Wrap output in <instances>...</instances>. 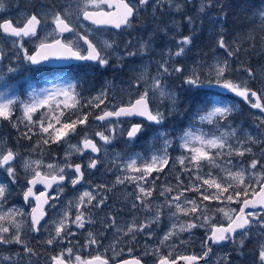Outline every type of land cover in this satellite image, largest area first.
<instances>
[{
	"label": "rangeland",
	"instance_id": "obj_1",
	"mask_svg": "<svg viewBox=\"0 0 264 264\" xmlns=\"http://www.w3.org/2000/svg\"><path fill=\"white\" fill-rule=\"evenodd\" d=\"M48 1L50 0H3L5 9L0 12V21L10 19L15 23L23 24L26 17L34 12L41 17L42 23L36 37H30L27 40L18 39L16 44L12 42L13 39L0 35V49L3 55L0 62V101L13 99L15 102L11 105V112L15 104L20 103L19 94L15 90L19 81L9 80L7 77L13 73L19 74L31 69L29 62L24 58L25 52L31 55L42 41L48 43L61 38L63 43L74 42L83 55L86 53L85 45L74 33L60 34L56 31V25L52 21L56 12L66 15L67 22L74 26V31L89 37L99 49H103L105 40L111 42L113 47L103 49L102 54L108 58V64L103 66L101 76L98 73L99 78H97L100 81L85 86L84 80L79 77L82 82L79 86L81 83L79 84L72 77L68 79L69 77L65 76L58 84H47L40 89L31 88L30 96L40 100L48 95L43 91L44 89L67 88L70 81L75 85L74 91L78 101L75 107H66V104L71 105L73 101L59 94L54 95L47 104L39 107L36 112L43 110V107L51 110L45 118L47 120L42 121L45 127L49 123L53 127L49 128L48 133H44L38 123L33 143L28 144L27 141L20 143L19 136L7 129L11 126L4 127L3 119H0V149L4 153L11 150L18 158L17 164L13 165L16 170V183H11L7 173L0 168V183L8 185L5 199L0 200V217H3L0 219V226L8 228V232L0 233V235L10 237L18 234L23 242L22 244L14 242L0 244V264H52V256L61 252L64 253V259L71 264H78L75 260L77 255L84 261L98 255L111 261L138 257L146 264H157L161 257L177 260L178 257L188 255L202 256L206 251L205 242L212 227L229 223L224 212L235 210L231 212L234 218L243 200L255 195L264 182V166H262L264 165V142H259L260 139H264V124H261L264 114L259 109L252 108L250 103L241 97L217 86L215 73L211 72V66L227 60L228 70L225 73L227 79L236 83L247 80V86L257 91L258 95L264 93V21L259 16V10L264 8V0H212L211 6H207L208 0L190 2L173 0L172 6L166 2L154 0L150 5L151 8L145 11V15L137 13L136 20L132 22L131 27L125 29L124 33L110 32L82 21L83 11L93 6V2L89 0H60L58 3L53 0L55 9L49 7ZM202 2L206 5L204 12L199 11ZM176 4L180 5L179 11L175 8ZM219 4H223V10L218 6ZM188 17L192 18V23L188 22ZM185 36H191L192 42L186 46L184 55L169 57V51L174 53L179 47L178 41ZM221 36L230 48H239L236 55L229 57L224 49L218 47L217 41ZM147 40L151 42L150 47L141 53L140 44ZM129 52L136 54L130 56ZM165 61L170 68L179 66L184 71L172 72L162 77L168 90L177 96L178 102L175 108L169 100L160 98L158 94L153 96L149 92L152 110L158 109L165 113L163 125L159 128L148 126L136 139L129 140L128 120H117L102 125L94 122V117L90 115H99L103 110H113L133 103L149 87L152 78L159 71L160 64ZM10 68L14 71L9 72ZM194 69L204 81V86L189 91L183 84V78L191 74ZM245 69H251L255 78H249ZM209 80H212L211 85L208 84ZM102 91L107 93L103 98L104 102L99 107H95L93 98ZM209 97L220 100L222 104L235 105L233 113L219 125L200 122L198 119L197 109L200 107L198 102ZM22 112L24 113V107ZM36 112L32 114V119ZM67 112L77 115L78 118L87 114V122L78 123L75 131H69L62 139L54 142L55 132L61 128L63 124L61 119L64 115L67 116ZM11 119L10 116L6 122ZM22 119V123L27 121L25 118ZM57 119L61 123L58 124ZM112 129H115L114 133ZM229 129L236 130V136L229 137V143L239 148L241 144L238 141H241L243 148L252 149L251 153L245 152L243 156L235 154L229 156L228 149L225 148L224 154L216 157L215 153L218 150L208 149L209 155L215 158L219 166H213L208 160H201L199 170L187 159L192 154L181 146V137L185 131L191 130L196 135L203 132L211 136L219 135L220 132ZM97 132L114 135V138L110 144L105 145L96 135ZM158 132H164L170 141V146L167 148L168 163L161 171H153L146 180L139 179L142 173L130 171L126 165L130 159H136L137 166L142 167L146 163H151L154 155H165L164 139L158 136ZM50 135L52 139H49ZM85 136L97 140L102 149L100 164L96 170L87 167L89 159L93 157L81 148ZM248 137H252V140ZM45 140H48V143H45ZM50 146H54L57 152L51 153ZM196 146L199 147V144ZM76 148H80L82 154L76 151ZM181 157L185 158L188 171L179 163ZM253 159L260 161L256 169L249 167ZM25 161H38L39 166L32 163L31 168L25 170ZM81 161L84 162L87 175L81 187L70 192L54 193L52 204L48 209L47 221L40 227L39 232L32 231L30 216L34 203H25L23 198L28 188L27 182L33 175L31 169L34 168L44 175H53L57 174L60 167L68 163L74 165ZM49 164L53 167L49 168ZM224 169H231L232 172L246 170L244 184L240 185L230 180ZM65 173L69 177L75 175L73 170L67 167H65ZM209 173L217 182L233 184V187L219 199L203 200L200 195V192L205 194L217 192L214 187L208 188L202 180H197V176L209 178ZM118 177L123 180L122 183H117ZM249 184L251 187L248 188L247 196L241 195L237 198L234 195L237 191L243 193L244 188ZM138 185L151 190L152 195L144 197ZM194 186H199L200 192L188 190ZM168 188L173 190L168 192L166 191ZM85 190L92 192L96 199L79 209L85 214L86 219H92V223H85L83 228H79L73 223L78 212L75 205L78 197ZM180 191H184L180 201L184 208L192 207L191 204L183 203L185 197L200 204L201 207L196 213L190 212L184 215L176 211V202L169 205L168 201H171L172 197ZM41 192L42 190H38V193ZM162 192L164 195H161ZM230 194L233 195V201L225 199ZM53 197L57 198L53 199ZM101 199L104 203L100 207H95ZM145 205L149 208L146 209ZM157 211L160 214L159 222L151 223V218ZM257 212L264 214L262 211ZM65 214L68 219L65 221L67 227L62 233L63 240L57 238L53 245H48L45 241L50 235L54 236L55 227L58 221L64 219ZM205 216L208 217L207 220ZM113 219L115 225L109 226L112 225ZM146 223H150V227L145 228L144 232L124 234L129 226ZM189 223H194L197 227L186 231L180 230L181 226L186 227ZM17 225H20L19 231ZM173 225H175L176 234L161 243L165 233L172 230ZM118 228L122 231H117ZM89 232L93 234L97 243L89 242ZM238 240L239 236L237 243ZM261 244H264V233L252 228L251 235L245 238L242 249L238 250L237 245L230 242L223 248L216 249L210 257L211 260L205 264H223L221 259L223 257H227L229 264H260L258 253ZM25 245L36 254L26 252ZM69 248L72 249L70 256L67 253ZM4 257H10V259L5 260Z\"/></svg>",
	"mask_w": 264,
	"mask_h": 264
},
{
	"label": "snow or ice",
	"instance_id": "obj_2",
	"mask_svg": "<svg viewBox=\"0 0 264 264\" xmlns=\"http://www.w3.org/2000/svg\"><path fill=\"white\" fill-rule=\"evenodd\" d=\"M89 2H94V0H89ZM158 2H166L170 6L173 5V0H158ZM190 2V0H188ZM212 0H208L207 6H211ZM139 6H147L149 5V0H138ZM98 6V5H96ZM219 7L223 10V4H219ZM205 3H201L200 12L205 11ZM175 8L177 11L180 10V5L176 4ZM5 5L3 0H0V12L4 11ZM138 13V6L133 0H120L119 4L117 5V15L114 17L113 14L110 13H101V12H90L87 10L83 11V18L84 20H90L93 24H113L116 28H120L121 25L126 27H131V18ZM259 16L262 21H264V8L259 10ZM188 22L192 23V18L188 17ZM53 23L56 25V31L60 34L65 32L74 33L78 40H83L84 44L87 45V55H83L79 46L74 42H67L62 43L61 40L56 39L53 43H46L41 42L38 46V50L34 55H29L25 52V59L30 62L32 65H40L44 61H48L50 59L62 60V61H93L98 63L101 67L106 66L108 64V58L102 54L103 49H111L113 47L112 43L108 40L103 41V49H98L97 46L91 42L86 35H80L79 32L74 31V26H70V23L67 22V16L62 15L60 12H56L52 17ZM41 24V17L37 14H32L27 16L25 22L21 25L19 23L13 24L11 20H2L0 21V35L5 37L23 39L24 37H36L37 36V28ZM14 44L17 43V40L12 41ZM192 42L191 36H185L178 41L179 47L177 50L172 53L169 51V57L171 56H182L185 53L186 46L190 45ZM150 40L142 41L140 44V52L143 53L147 51L150 47ZM218 47L224 49L225 52L229 57L236 55L239 52V48L232 49L229 45L225 42L223 36H221L217 41ZM22 47V44L20 45ZM135 52H129L128 55L132 56L135 55ZM3 56L0 55V59ZM228 70V61L224 60L223 62H217L215 65L211 66V72L215 73V84L222 89H225L229 92L234 93L236 96L241 97L246 102L250 103L252 108L259 109L261 112H264V103H262V99H264V93L258 95L257 91L252 90L247 86V80L236 83L232 80H229L225 77V73ZM14 71V69H9V72ZM184 69L179 66L169 67L167 61L163 62L159 66V71L155 77L152 78L151 83L148 88L139 96L138 99L135 100L134 103H130L128 106H122L118 108H114L112 111L103 110L102 114L97 115L95 118L99 121H105L111 117H129V116H141L144 117L151 123L160 125L165 120V113L159 111L158 109L153 111L149 108V92L152 93L153 96L157 94L162 99H167L171 102L172 107L175 108L178 100L177 96L174 92H170L167 86L163 83L162 77L163 75H170L172 72L175 73H182ZM248 73V77L254 79L255 74L252 72L251 69H245ZM183 84L187 86L188 90L191 91L192 89H199L204 86V81L201 80L200 75L194 69L191 74L185 76L183 78ZM208 84H212V80L208 81ZM75 85L72 84L70 81L68 82L67 88H54V89H44L45 93H48L44 97V99L37 100L36 97H33V102L24 105V118L28 121L29 124H35L36 122L32 119V114L36 112L39 107L44 106L47 104L49 100L53 98L54 95L63 94L67 99H71L73 103L71 105L66 104V107H75L76 103V93L74 91ZM71 92V95H70ZM107 95L106 92L102 91L99 95L93 98L94 106L99 107L100 104L104 102V99ZM90 101V103H93ZM15 101L13 99H7L0 101V119L9 120L12 112H11V105ZM200 107L197 109V116L200 122H207L209 124L215 123L217 125L220 124L221 121L227 120L228 117L233 113L235 109V105H226L222 104V102L215 98H205L202 101L198 102ZM88 115L85 114L81 118L77 120L64 122L61 125L60 129H57L55 132V141L62 139L64 136L68 134L69 131H75V126L79 124H85L87 122ZM57 123H61L59 119H57ZM41 130L44 133H48L49 128H52L53 125L49 123L47 127H45L43 121L39 122ZM261 124H264V119H261ZM31 131V129H29ZM113 133L115 129H112ZM142 131V125L134 124L130 130L127 131V137L129 140L134 139L138 133ZM97 136H99L100 140L104 142L105 145L110 144L114 135H105L103 132H97ZM158 136L164 139V148L163 151L165 155L163 156H153L151 163H146L142 167L137 166L136 159H130V162L126 165L127 169L134 172H140L142 175L139 179L146 180L147 176L150 175L153 171H161L165 165L168 163L167 158V148L170 146V141L167 139V136L164 132H158ZM236 130L229 129L220 132L219 135H211L208 136L206 133L201 132L199 135L194 134L191 130L185 131L184 135L181 137L182 139V147H184L187 151H189L192 155L188 157L189 161L195 164L196 168L199 170L200 168V161L201 160H208L210 164L213 166H219L216 164V160L214 157L209 155L208 149H217L218 151L215 153L216 157L221 156L223 150L225 148L228 149L227 154L229 156L235 154L238 156H243L245 152L251 153V148H243V142L238 141L241 144V147L237 148L234 147L231 143H229V137H235ZM30 138V137H29ZM49 139H52V136H49ZM249 140H252V137H248ZM48 143V140L44 141ZM257 142V141H253ZM259 142H264V139H260ZM199 144V147L196 145ZM75 147V146H73ZM83 149L87 150L90 149L92 153L99 154L101 152V147H99L96 143H94L91 139L85 136L83 140ZM78 152L82 150L80 148L75 149ZM16 158V153L11 150H8L6 153H0V168H3L4 171L7 173V177L11 181V183H16V170L12 164V161ZM32 163L37 164L39 166L38 161L28 162L25 161L24 167L25 170L31 168ZM100 163L98 158H90L87 167L89 169H96L97 165ZM179 163L185 166V170L188 171L189 169L185 165V158H179ZM231 163V161H229ZM260 161L253 159L249 165L251 169H256L257 165ZM264 166V165H262ZM49 168H52L53 165L49 164ZM65 167L70 168L75 173L72 177H66ZM33 172L32 177L28 180V184L31 186H35L37 183H43L45 187H51L52 183H61L66 178L70 179L71 185L75 187L76 185L80 184L84 180V172L82 171L81 164H71L68 163L64 167H60L58 169L57 174L51 175L50 177L44 176L41 174L40 171L36 169H31ZM227 176L230 180L235 181L237 184L243 185L245 179V171L240 170L237 172H232L231 169H224ZM209 178H202L197 176V180H202L204 185H207L208 188H215L217 190L216 194H205L204 192H200L199 186L190 187L188 190L200 192L203 200H211V199H219L224 193L228 192L229 188L233 187L232 183L224 184L222 182H217L215 179L211 178V173L208 174ZM127 179H137L136 177H126ZM179 180V177H177ZM123 180L119 177L117 178V183H122ZM140 193L143 194L144 197H150L152 195L151 190H147L142 186H139ZM251 185L249 184L247 187L244 188L243 193L237 191L234 195L238 198L241 195L247 196L248 195V188ZM173 189L168 188L166 191L171 192ZM8 191V185L5 183H0V200L5 199L6 193ZM58 191H63V189H58ZM45 194L42 192L40 195H35L33 192V187H28L27 190L24 192V200L25 202L29 201V197H34L37 205L36 207L32 208L31 212V230L35 232H39L40 230V221L44 217V211L41 207L42 204L47 203V197L44 200H41V197ZM161 195H164L162 192ZM184 196V191H180L177 195L172 197L171 201H168L169 205L173 202H176L175 207L177 212H181L184 215H188L191 213H196L198 209H200V204H198L195 200H190L187 197L184 198L183 203L191 204L192 207L184 208L180 203L181 197ZM57 197H53L55 199ZM96 197L93 195L92 192L85 190L79 197L78 202L76 203V207L78 209L77 215L73 223L76 224L77 227L83 228L85 223H92L91 218L85 217V214L79 209L86 204H91ZM137 199H141V197H137ZM228 201H233V195H227L225 197ZM143 203V200L141 201ZM104 203V200L101 199L95 205V207H100ZM135 207V205H133ZM145 208L148 209L149 206L145 205ZM256 209L262 208L264 209V185L261 186L260 191L258 194H255L253 199H244L243 200V207L239 209V213L233 216L231 212L235 210H231L230 212H224V215L228 218L229 224L227 227H216L213 226L211 230V234L208 236V240L211 241L212 244H220L221 242H232L233 244L237 245L238 250L242 249L244 246L245 238L251 235V229L256 228L259 232L264 233V214L260 212H245V209ZM218 211H224L223 209H217ZM23 215V213H18ZM203 215V212L201 213ZM3 217H0L2 219ZM205 220L208 219L207 216L204 217ZM68 219L67 214H65L64 219L58 221L57 226L55 227V234L51 236L45 241L48 245H53L56 242L57 238L61 241L63 240L62 233H64L65 228L67 227L65 221ZM160 214L157 211L156 215L151 218V223L159 222ZM115 220L113 219L112 225L114 226ZM20 225H17V230L19 231ZM150 227V223H146L143 225H132L129 226L127 231L124 233L128 235L129 233L134 232H144L145 228ZM197 227L194 223H189L186 227L181 226V231H186L191 228ZM117 231H122V229H117ZM8 228L0 226V233H7ZM239 232V240L237 243L236 233ZM74 234V233H70ZM175 233V225L172 226V230H169L165 233L163 240L161 243L169 240ZM147 235H151V233H147ZM90 243H97L96 239L93 238V234L89 232ZM134 239V237H133ZM16 243L22 244V240L18 234H14L10 237H5L0 235V244H8V243ZM206 243V251L202 254V256H184L181 259L186 261V264H197L198 260L205 259L208 254L212 251L211 246L207 245ZM25 251L35 255L36 253L26 245ZM67 253L70 256L72 254V249H67ZM242 254V253H241ZM259 260L260 264H264V244H261L259 250ZM3 259L8 260L10 257H4ZM53 264H70V262L64 259V253L61 252L58 255L52 256ZM223 264H229L227 257L221 258ZM75 260L78 264H108L106 259H102L100 256H96L92 260L84 261L81 259L79 255L75 257ZM123 264H141L139 259L133 260H126ZM158 264H176L175 260L169 259V257H161L158 261Z\"/></svg>",
	"mask_w": 264,
	"mask_h": 264
},
{
	"label": "flooded vegetation",
	"instance_id": "obj_3",
	"mask_svg": "<svg viewBox=\"0 0 264 264\" xmlns=\"http://www.w3.org/2000/svg\"><path fill=\"white\" fill-rule=\"evenodd\" d=\"M59 1L60 0H55L56 3H58ZM111 1H113V0H94L93 6L90 7L89 10H93V11L103 10L106 13L116 11L117 10L116 8H113V9L109 8L108 2L110 3ZM126 1L128 2V0H126ZM152 1H154V0H152ZM152 1H149V5H147V6H139L138 0H133V2L136 3L138 6V14L141 13L142 15H145L146 14L145 11L151 8L150 5L152 4ZM48 4H49V7L55 9V3L53 0L48 1ZM96 5H98V6H96ZM32 14H35V13L32 12L30 15H32ZM138 14H136L134 17H132L131 24H132V22H134L136 20L135 18ZM11 21L13 22V24H17V22L15 23L13 20H11ZM19 24H21V23H19ZM101 28H104V27H101ZM104 29H106L110 32H117L118 33V31H114L111 28H109V29L104 28ZM125 29L121 30L120 32L124 33ZM87 66H88L87 68H89L92 72L95 73L91 76V79L97 80L96 79L97 75H98L97 69L100 68V65L99 64L94 65V64L88 63ZM77 72H79V68L76 66L65 67L64 69H62V68H53L52 69V68L46 67V68H41V70L31 69L30 71H27V72H22L19 74L13 73V74L8 75L7 78L9 80L15 81V80H19L22 78L23 79L25 78V79L22 81H19L17 88L15 89L17 94H19L20 103L15 104L13 111H12V114H11L12 119L10 121H7V122H6V120H3V124H5L4 127L14 126V125L21 123V120H23L22 118H24V113L22 112L24 105L31 103V101L33 100V98L29 94V91L31 90V88H35V87L41 88L42 85H47V84H52V85L58 84L59 82H61V79L63 77H65V76L70 77V75L74 76V74L76 75ZM32 77L37 78L36 80L41 82V85H39L37 87V83H36L37 81H33ZM39 111H42V110H39ZM39 111H37L36 115L34 114L33 116H35L34 118H36L37 121H42V119H44L45 116L42 113H38ZM129 124L133 125L134 122H130ZM146 126H148V125L145 123L144 127H146ZM80 163L83 165L84 162L81 161ZM80 163H77V164H80ZM83 172H84V181H85L87 175H86L84 167H83ZM66 177H69V176L66 175ZM58 189H63V191H65V192H70V190H73L75 188H73V186L70 184V179L67 178V184L56 187L53 190V193L58 192Z\"/></svg>",
	"mask_w": 264,
	"mask_h": 264
},
{
	"label": "water",
	"instance_id": "obj_4",
	"mask_svg": "<svg viewBox=\"0 0 264 264\" xmlns=\"http://www.w3.org/2000/svg\"><path fill=\"white\" fill-rule=\"evenodd\" d=\"M150 1V0H149ZM119 2H120V0H113V1H111L110 3L108 2V6H109V8L110 9H113V8H116L117 9V5L119 4ZM126 2V1H125ZM90 12H95V11H90ZM97 12H101V13H106L105 11H103V10H101V11H97ZM110 14H113V16L115 17L116 15H117V10L116 11H112V12H109ZM132 19V18H131ZM82 20L86 23H88V24H91V25H94V26H102V27H106V28H112V29H114V30H116V31H120L122 28H126V26H124V25H121V27L120 28H116L113 24H104V23H99V24H93L90 20H84V18H83V16H82ZM41 25V24H40ZM40 25L38 26V28H37V33L39 32V30H40ZM65 33H69V32H65ZM26 39H28L29 37H25ZM14 39H17V38H14ZM89 39V38H88ZM90 40V39H89ZM83 41V40H82ZM61 42H62V40H61ZM53 43V42H52ZM63 43V42H62ZM84 43V42H83ZM38 50V49H37ZM36 50V51H37ZM36 51L35 52H33L31 55H34L35 53H36ZM0 55H2V52H1V50H0ZM87 55V54H86ZM0 61H1V59H0ZM76 62H86V63H88V62H91V63H96V62H93V61H75V60H71V61H62V60H56V59H50V60H48V61H44V62H42L40 65H34V66H41V65H45V66H51V67H53V66H62V67H64L65 65H70V64H73V63H76ZM149 108H150V104H149ZM113 119H123V120H125V119H131V120H136V119H139V120H143V121H146L147 123H151V122H149L148 120H146L144 117H141V116H136V115H133V116H129V117H124V116H122V117H119V118H116V117H111V118H108V119H106L105 121H99V120H97V119H95L96 120V122H99V123H103V122H109V121H111V120H113ZM151 124H153V125H155V126H160V125H157V124H154V123H151ZM94 143H96L93 139H91ZM97 144V143H96ZM82 148H83V144H82ZM85 150V149H84ZM87 153H92L91 152V150L90 149H87V150H85ZM0 153H2L1 152V150H0ZM101 153V152H100ZM100 153L99 154H96V153H92L96 158L97 157H99L100 156ZM15 162H16V158L12 161V164H15ZM98 166V165H97ZM43 175V174H42ZM47 177H49V176H47ZM61 183H64V181L63 182H61ZM55 184L56 183H52L51 184V187H45V185L43 184V183H37L35 186H31V185H29L30 187H33V192L35 193V189L37 188V187H43V188H45L46 190H47V192L45 193V195L44 196H42L41 197V200H44L45 199V197H47L48 199H47V203H44V204H42L41 205V207H42V209H43V211H44V217H43V219L40 221V225L45 221V219L47 218V214H46V209H47V206L50 204V199H49V197H48V195H49V193L51 192V189L55 186ZM79 185H81V183L80 184H78V185H76V186H79ZM262 185H264V183L262 184ZM261 185V186H262ZM259 193V191L256 193V194H258ZM254 197V196H253ZM253 197L252 198H248V199H253ZM31 199H33L34 201H35V203H36V205H37V202H36V200H35V198L34 197H29V201L31 200ZM242 207H243V205H242ZM256 210H263L264 211V209H262V208H256V209H251V208H248V209H245V212L247 213V212H251V211H256ZM237 215V214H236ZM228 225H222V227H227ZM216 227H221V226H216ZM237 234H239V232H237L236 233V236H237ZM208 243H211V241H209L208 240ZM228 242H221L220 244H212L213 246H216V247H222L224 244H227ZM188 256H193V255H188ZM182 257H184V256H182ZM102 258V257H101ZM92 259H94V258H92ZM92 259H89V260H92ZM102 259H104V258H102ZM131 260H133V259H131ZM205 260L206 259H200V260H198V262H197V264H204V262H205ZM53 264V263H52ZM109 264V263H108ZM119 264H123V262H119ZM141 264H144L143 262H141ZM176 264H186V261L185 260H183V259H181V257H179V258H177V260H176Z\"/></svg>",
	"mask_w": 264,
	"mask_h": 264
},
{
	"label": "trees",
	"instance_id": "obj_5",
	"mask_svg": "<svg viewBox=\"0 0 264 264\" xmlns=\"http://www.w3.org/2000/svg\"><path fill=\"white\" fill-rule=\"evenodd\" d=\"M89 81H90V79H88L86 81V85H88L90 83ZM97 81H99V80H97ZM35 122H36L35 124H29V123H26V122H24V123L21 122L20 124L11 126V127L7 128V129L12 130V133L14 135H18L19 136L20 143L27 141L28 144H31L34 141L33 138L35 137L36 131L38 129V128H36V125L39 122L38 121H35ZM29 127H31V128H29ZM29 129H31V131H29ZM49 150H50L51 153H56L57 152V150H55L54 146H50Z\"/></svg>",
	"mask_w": 264,
	"mask_h": 264
}]
</instances>
